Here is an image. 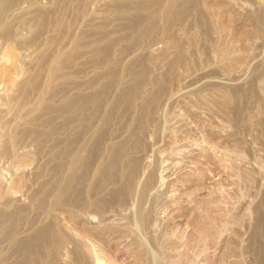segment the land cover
Here are the masks:
<instances>
[{
  "label": "rangeland",
  "instance_id": "rangeland-1",
  "mask_svg": "<svg viewBox=\"0 0 264 264\" xmlns=\"http://www.w3.org/2000/svg\"><path fill=\"white\" fill-rule=\"evenodd\" d=\"M263 7L0 0V264H258Z\"/></svg>",
  "mask_w": 264,
  "mask_h": 264
},
{
  "label": "bare ground",
  "instance_id": "bare-ground-1",
  "mask_svg": "<svg viewBox=\"0 0 264 264\" xmlns=\"http://www.w3.org/2000/svg\"><path fill=\"white\" fill-rule=\"evenodd\" d=\"M19 2V1H18ZM166 2V1H165ZM4 4V3H3ZM163 7V6H162ZM114 8V7H113ZM264 8V7H263ZM64 13V12H63ZM184 13V12H183ZM258 16V15H257ZM143 18V17H142ZM181 20H182V18H181ZM142 22V21H141ZM148 24V23H147ZM158 25V24H157ZM141 34V33H140ZM155 37V36H154ZM149 41V40H148ZM179 57V56H178ZM67 59V58H66ZM179 60V59H178ZM96 64V63H95ZM97 65V64H96ZM62 68H64V67H62ZM69 69V68H68ZM63 71V70H62ZM69 72V71H68ZM67 74V73H66ZM55 76V75H54ZM61 76H63V75H61ZM70 77V76H69ZM167 77V76H166ZM141 84V83H140ZM26 85V84H25ZM25 87V86H24ZM142 87V86H141ZM57 89V88H56ZM159 89V88H158ZM60 90V89H59ZM61 91V90H60ZM101 91V90H100ZM133 93V92H132ZM166 96V95H165ZM89 98V97H88ZM127 98V97H126ZM130 98V97H129ZM86 99V98H85ZM69 102V101H68ZM93 102H94V100H93ZM127 102V101H126ZM151 104V103H150ZM153 105V104H152ZM79 110V109H78ZM93 111V110H92ZM131 111V110H130ZM52 114V113H51ZM142 115V114H141ZM145 116V115H144ZM139 117V116H138ZM146 117V116H145ZM141 118V117H140ZM143 119V118H142ZM145 122V121H144ZM84 123V122H83ZM128 124H129V122H128ZM142 124V123H141ZM144 125V124H143ZM134 128V127H133ZM58 129V128H57ZM135 130V129H134ZM56 131V130H55ZM138 131V130H137ZM140 132V131H139ZM144 132V131H143ZM135 134V133H134ZM136 136V135H135ZM128 138V137H127ZM133 139V138H132ZM137 141V140H136ZM139 141V140H138ZM141 142H142V140H141ZM127 143V142H126ZM131 143V142H130ZM145 144V143H144ZM143 144V145H144ZM133 146V145H132ZM137 146V145H136ZM139 146V145H138ZM43 147V146H42ZM141 147V146H140ZM130 148H131V146H130ZM68 149H70V148H68ZM137 149V148H136ZM72 151V150H71ZM64 153V152H63ZM66 156H68V155H66ZM69 156H71V155H69ZM64 157V156H63ZM62 157V158H63ZM57 158V157H56ZM68 159V158H67ZM138 160V159H137ZM136 160V161H137ZM64 161H66V160H64ZM129 163V162H128ZM131 163V162H130ZM134 164V163H133ZM135 165V164H134ZM133 165V166H134ZM124 166V165H123ZM87 167V166H86ZM126 167V166H125ZM62 168V167H61ZM129 168V167H128ZM135 168V167H134ZM126 170V169H125ZM136 170V169H135ZM133 171V170H132ZM79 172V171H78ZM133 173H135V172H133ZM47 174V173H46ZM129 175H130V173H129ZM72 176H70V178H71ZM128 178V177H127ZM75 178H73L72 180H73V183L75 182V180H74ZM57 180V179H56ZM70 180V179H69ZM80 180V179H79ZM91 180V179H90ZM130 182V181H129ZM72 183V184H73ZM131 183V182H130ZM133 183V182H132ZM148 183V182H147ZM153 183V182H152ZM51 184V183H50ZM77 185V184H76ZM129 185V184H128ZM49 186V185H48ZM123 186V185H122ZM98 187V186H97ZM54 188V187H53ZM71 188V187H70ZM75 188V187H74ZM68 189V188H67ZM127 189V188H126ZM125 191V190H124ZM79 193V192H78ZM92 193V192H91ZM123 193V192H122ZM126 193H128V192H126ZM43 195V194H42ZM98 197V196H97ZM48 198H49V196H48ZM81 199H82V197H81ZM89 199V198H88ZM91 199V198H90ZM84 200V198L82 199V202H84L83 201ZM85 200H86V197H85ZM121 200V199H120ZM123 200V199H122ZM67 201V200H66ZM77 201V200H76ZM79 201H81V200H79ZM90 201V200H89ZM92 202H93V200H91ZM90 201V202H91ZM92 202H91V204H92ZM72 203V202H71ZM80 203V202H79ZM87 203H89V202H87ZM94 204V203H93ZM41 205V204H40ZM90 205V204H89ZM41 207V206H40ZM72 208V207H71ZM42 209V208H41ZM11 212V211H10ZM28 213V212H27ZM4 218V217H3ZM8 219V218H7ZM6 220V219H5ZM11 221V220H10ZM6 222H7V220H6ZM18 225V224H17ZM52 226H54V225H52ZM51 226V227H52ZM51 227L49 228V227H47V228H49V229H51ZM59 227V226H58ZM16 228V227H15ZM263 228H264V226H263ZM48 230V229H47ZM47 230H45V232L47 233ZM53 230V229H52ZM55 230V229H54ZM44 230L42 229V232H43ZM54 232V231H53ZM41 233V232H40ZM262 233V232H261ZM264 233V232H263ZM43 234V233H42ZM58 234V233H57ZM38 235V234H37ZM50 235V234H49ZM51 236V235H50ZM60 236V235H59ZM46 237V236H45ZM262 237V236H261ZM60 238V237H59ZM62 238V237H61ZM39 240V239H38ZM59 240V239H58ZM62 240V239H61ZM64 240V239H63ZM34 241V240H33ZM49 241V240H48ZM55 241V240H54ZM260 241V240H259ZM38 242V241H37ZM37 242H35V243H37ZM39 242H40V240H39ZM39 242H38V244H39ZM43 242V241H42ZM56 243V242H55ZM57 243H59V242H57ZM56 243V244H57ZM42 244V243H41ZM29 245V244H28ZM26 246H27V244H26ZM25 246V247H26ZM56 246V245H55ZM45 247V246H44ZM35 248V247H34ZM43 248V247H42ZM20 249V248H19ZM23 249V248H22ZM261 249V248H260ZM260 252V251H259ZM262 254V253H261ZM80 257H82V256H80ZM40 258V257H39ZM80 261V260H79ZM26 262V261H25ZM257 263L258 264H264V257H261V258H259V261H257ZM53 264V263H52Z\"/></svg>",
  "mask_w": 264,
  "mask_h": 264
}]
</instances>
